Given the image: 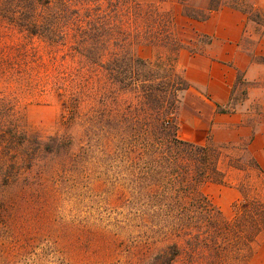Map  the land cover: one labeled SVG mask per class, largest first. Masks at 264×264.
Returning <instances> with one entry per match:
<instances>
[{
	"label": "rangeland",
	"instance_id": "obj_1",
	"mask_svg": "<svg viewBox=\"0 0 264 264\" xmlns=\"http://www.w3.org/2000/svg\"><path fill=\"white\" fill-rule=\"evenodd\" d=\"M223 3L264 32L239 0H0V264H264V233L224 258L191 251L192 199L175 178L199 164L168 143L174 130L188 142L209 106L177 58L209 41L195 25ZM202 134L196 145L243 194L231 202L208 179L196 190L232 221L243 196L264 199V174Z\"/></svg>",
	"mask_w": 264,
	"mask_h": 264
},
{
	"label": "crops",
	"instance_id": "obj_2",
	"mask_svg": "<svg viewBox=\"0 0 264 264\" xmlns=\"http://www.w3.org/2000/svg\"><path fill=\"white\" fill-rule=\"evenodd\" d=\"M239 1L264 14V0ZM257 28L263 27L249 20L240 6L223 3L195 25L209 41L200 51H179L177 65L189 89L209 105L197 119H190L188 142L203 144L202 133L208 132L214 146L238 148L240 155L264 169V32ZM247 39L252 44L246 45ZM240 81L245 92L233 105V86ZM209 189H227L231 202L240 194L224 184L210 183Z\"/></svg>",
	"mask_w": 264,
	"mask_h": 264
},
{
	"label": "trees",
	"instance_id": "obj_3",
	"mask_svg": "<svg viewBox=\"0 0 264 264\" xmlns=\"http://www.w3.org/2000/svg\"><path fill=\"white\" fill-rule=\"evenodd\" d=\"M185 84L187 85L186 82ZM217 110L219 112L225 111L222 108ZM158 130L160 133L163 131L161 127H158ZM174 132L172 133L173 138H171L170 142L168 140V143L177 150L192 154L194 157L193 161H197L199 164L191 180L183 182L179 181L180 178L178 176L175 178L176 185L181 186L183 190L187 188V192H190L192 199L188 205L190 208L186 213L187 221H189V226L191 227L190 231H193V228L195 230L193 234L191 232L188 234L187 244H189L191 251L194 252L195 247L201 245L214 253L216 258H224L228 249L239 253L243 251V248H249L259 235L264 233V199L252 198L247 200L243 196V202L240 201L241 203L239 202L238 206L235 207L237 214L233 220L227 222L219 220L220 213L209 203L207 198L196 190L197 185L206 179L218 184H225L224 173L219 171L217 161L213 160L211 156L213 150L207 146L179 141L174 138ZM177 163V161H174V166L178 169L179 165ZM249 164L254 166L257 172L264 174V169L254 162H249ZM233 167L240 168L236 165H233ZM177 186L174 187L175 191L178 190ZM237 188L242 193L240 187L238 186ZM214 215H216V218L213 217ZM174 250L171 254L172 259L179 254L178 250Z\"/></svg>",
	"mask_w": 264,
	"mask_h": 264
}]
</instances>
